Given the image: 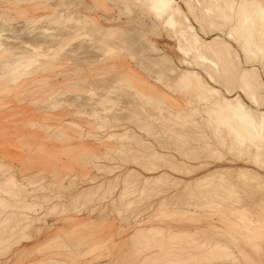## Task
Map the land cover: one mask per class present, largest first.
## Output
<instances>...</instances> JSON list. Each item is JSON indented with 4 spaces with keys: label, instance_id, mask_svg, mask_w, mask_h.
<instances>
[{
    "label": "rangeland",
    "instance_id": "rangeland-1",
    "mask_svg": "<svg viewBox=\"0 0 264 264\" xmlns=\"http://www.w3.org/2000/svg\"><path fill=\"white\" fill-rule=\"evenodd\" d=\"M175 1L185 16L179 22L182 24V28H185L186 25L192 26L200 38L208 41L216 37L223 39L227 35L232 37L228 33V28L237 24L240 16L236 19L234 10L237 9V3L240 0H218L221 4L226 1L231 2V9H229L231 21L228 16V19L224 21L226 25L221 29V32L202 30V26L205 24L202 20L205 19L204 11L205 15L208 14V8L205 7L212 0H190L191 5L194 7L192 12L188 11L185 0ZM200 2L203 3V6L200 5ZM46 4L50 5V9L42 12L34 10L35 5L26 4L19 0H0V9H6L8 15L13 13L12 16L14 18H17L23 11L27 10L34 16H41L47 13H71L72 17L83 21L87 25L86 28H81L80 26L74 28L75 23L71 24L72 22H70L68 27L63 28L62 24L66 20L58 19L59 23L43 22L37 24L36 27L39 26L38 29L28 33V35L25 33L27 29L26 25L24 26V23H22V18L10 20L8 25H0V117L4 118L5 121L9 120L12 129H17V131L13 132L14 146H10V150H12L15 157L10 156V161L5 157L8 155H1L0 158L1 161L8 162L11 165L13 159H17V161H20L18 163L26 165L24 168L1 166L0 178L13 177L21 182H27L28 188L33 190V193L28 194L23 191V187L17 188L16 186V189L11 190L12 193H10L8 190L11 187L7 185L8 188L5 189L7 190V195H5L4 189L2 193L0 192V197L3 196L4 198L0 200V230L5 228V230L7 229L10 232L6 236L5 232L0 231V236L3 238L10 236L9 241L0 242V264H10L11 253L19 252V248L15 249L18 243L20 244L25 239H32L34 233L41 235L40 233L52 229L53 221L57 224L60 218L77 216L81 213H87V222L90 225H86L83 231H76L70 238L62 240L71 239L70 245L64 242H61V244L63 243L65 246L63 250L68 251L71 259H75L79 254H84L82 258L85 264L90 262L93 254L108 251H112L111 256L101 257V260L110 259L109 264H115L114 261L118 259L116 261L118 264L119 262L120 264H130V262L133 264L134 258H132V254V257L130 256L131 260L130 258L127 260L128 257L121 259V253L114 248L115 246H112L114 229H116L118 234L119 231L124 230L126 227L127 233L125 235H132L134 238L135 233L140 232L141 228L153 223L156 224L157 229L159 228L158 230L160 228L162 230L156 231L157 235L153 234L155 232L147 233L148 237H144L147 240L146 242L143 239L138 240L139 242L135 241L138 243L137 245L144 241V244H149H147L148 246L146 245L147 247L141 248L142 246L139 245L140 250H138V247L135 248V244L134 248L137 250L133 248L134 256H136L135 254L138 251L135 259H140L144 255L142 257V263L144 262V264H147L146 256L150 253L151 255L149 256L156 255L155 253H158L159 249L163 250L164 254L166 252L167 257L165 258L168 259L169 252L167 253V251L175 244L177 246L179 244V246L175 249V246H173L172 250L185 249L189 251L188 254L184 253L181 256L185 258L187 264H193V260L190 259V253L192 254L191 258L193 256L195 259L197 258L195 260L193 257L194 264H202V262L205 264L207 262L206 259L212 260L214 257L213 260H217L214 262L215 264L218 262H220L218 264H264V236H260L262 232L260 233L258 228V226L264 228V161H261V163L263 162L262 165L260 163V160L264 159V156L261 157V155H264V147L261 149L260 155L258 154L257 160L259 164L256 166L254 160H252L254 153L251 150H241V153L240 150H235L234 141L231 143L233 138L232 136H227L225 130L218 132L215 128L205 125L203 129V123L201 124L199 121L204 122V111H200L195 118L201 125L193 127L188 120L174 119L171 113L167 111L168 106L162 105L161 109H163L160 111L158 105L155 103L150 105L137 92L145 89V85L148 83L146 81L148 80L154 83L158 89L177 98L182 105L189 98L192 100V104L189 106L202 107L193 95L172 93L171 89L167 87L168 84H171L172 88L176 86L180 88V83L174 80L175 76L167 72L165 68H169L171 64L179 66V60L182 59V55L178 53V44L179 42L187 43L184 33L171 25H166L165 29L153 27L154 24L159 22L156 15L152 12L150 0H51L50 3ZM56 4L59 5L57 6ZM209 14L215 16L213 11ZM67 20L71 19L68 18ZM11 25L15 29L16 35ZM40 27L47 28V31L43 32ZM22 28H24L23 31ZM9 29L13 30V33ZM76 30H79V32L82 30V36L72 38V35L77 32ZM149 40L156 43L165 53L169 54L171 56L170 61L160 60L161 58H158L160 56L150 50L152 48L149 46ZM231 44L234 48L232 53L234 55H236V52L240 53L239 43L231 41ZM16 56L19 57L18 60H14ZM241 58L244 63L242 55ZM106 64H111L108 70L112 72L113 78L110 79L112 83L116 82L118 79L116 76L121 74L123 72L121 70L125 67H127L125 68L126 70L133 71L145 81L127 82L131 85L127 87L116 83L114 87L109 89L108 93H100L97 96H91L86 91L72 92L90 85L92 82L90 74L92 73L94 76L102 72V69L106 70L108 67L103 68ZM239 64L234 63L230 67V71H226V74L229 73V79L233 84L237 82L235 81L237 71L241 69ZM255 65L257 64L255 63ZM258 68L264 81V74L260 67ZM194 69L202 72L198 67H194ZM160 73L162 75L161 80L155 81L153 78L158 77ZM106 77H108L107 79L111 78L108 75H104L101 79ZM216 82L219 83L213 85L222 89L223 86H221L222 82L219 76ZM140 85L142 88L139 89L138 86ZM177 88L175 89L177 90ZM51 89L70 90L71 92H68L67 96L64 95L62 103L54 107L53 104L47 103L51 98L47 101L45 100L46 94ZM234 92L238 93V89L234 90ZM261 92L264 95V91ZM242 97L248 104L246 97L244 95ZM156 107H159V110ZM98 109L99 111H97ZM262 109L264 110V106ZM93 110L97 111L95 114L97 117L94 115L95 112ZM161 116L168 117H166L167 126L160 120H158V123L161 122L162 124L159 123L158 125L156 118H161ZM93 120L101 121L104 126H95L92 123ZM182 121H184L185 125L180 124ZM92 127L98 131L97 134L92 132ZM22 130L41 131L44 135L40 137L30 135V133L23 135L20 134ZM62 132L71 136V140L67 139L68 142L62 140L59 135ZM74 132H79L80 135L77 133L75 135ZM88 134L93 136L91 137ZM111 134L116 135V139L110 141L111 147L106 150V138ZM118 135H121L120 138L122 139L128 137L131 139L120 141V138L117 139ZM132 136L137 142L132 139ZM30 138L32 141L29 140ZM91 143L95 145H90ZM119 144V147L123 149L118 150ZM78 145L93 149L101 156L99 157L100 159H93L90 162L92 154L88 152L81 153L80 157L75 160L61 155L62 149L67 151L71 147L72 157L75 155V147ZM231 145L234 146L232 147ZM249 151L251 154L248 153ZM16 152L21 153L22 156L16 154ZM148 158L151 159L149 160ZM95 162L98 164H95ZM153 162L157 163L154 165ZM42 163L47 165L44 167ZM153 166L154 168L156 167L155 170ZM236 167H247L253 170L251 172L258 176V180L254 179L255 181L252 180V182L250 178H248V180L250 179L249 181L247 178L242 179V174L240 176L238 172L231 170V168ZM182 168L185 169L183 170ZM215 168H224L227 172L229 170L230 172L227 175L231 177L227 179L225 175L226 180L224 179L225 183L223 182V184L221 183L223 179L212 180L219 183V185H214L216 183L211 182L212 186H208L211 183L207 180L208 183L205 182L207 183V188H199L201 190L204 188L205 194L203 191L198 192L199 189L197 187L196 190H193L190 184L185 185L187 182H192L191 179L193 177L206 175ZM129 169L133 170L127 173ZM161 171L167 173V178L164 175L163 179L160 178V182L157 180L159 178H155L158 183L151 181V184L154 183L153 185L139 184L138 189L135 188L136 192H133L128 187L129 185L123 182L126 178L133 183L139 179L142 181L144 177H156V174ZM226 171L222 173L221 178H224L223 175ZM123 177L125 178L123 179ZM2 182H0V186L2 184L0 188L6 186V182ZM177 183L178 186H176ZM106 184L108 185L106 186ZM188 186L192 188V190L190 189L191 192H188ZM139 188L142 191H138ZM83 189L86 190L84 191ZM206 191L209 193L207 194ZM35 197H42V199H35ZM9 202L14 203L18 207L15 209H18L17 211L19 212L25 209L23 213L30 212L28 217L31 219H25L26 221L22 219L25 222H22V220L19 222L18 219H14L16 222L12 221L14 216L23 215L18 213L15 215L16 212H13L15 209ZM25 204L27 205L24 206ZM57 204L65 205L62 209ZM39 205L41 206L39 207ZM54 206L55 208H53ZM221 211H224V214H220L219 212ZM93 215L95 216L94 218L92 217ZM25 225L31 230L28 238H25L27 233L17 229V231H13L17 226L20 229L21 227L25 228ZM179 226L192 229L189 232H185V235L183 234L185 239L182 237L180 241L175 238L180 234L169 229V227ZM10 229L12 230L10 231ZM190 233L192 234L191 238L189 236ZM187 235L191 240L187 239ZM219 242L229 248H220ZM192 244H194V248ZM215 244L219 246L217 249H215L217 247ZM153 250L154 254L152 253ZM149 251L151 252L149 253ZM222 251H224L223 254ZM146 252H148L147 255ZM161 253L156 256L161 257L163 255ZM37 254L34 252L31 256ZM50 257L52 256L48 247L45 249L42 258L33 264H44V260ZM52 258L57 261H55V264H59L61 261H58L55 257ZM176 258V260H179V257ZM144 259L146 261H143ZM161 260L154 264H162L163 260ZM180 261L181 264L185 262L184 259ZM188 261L190 262L188 263ZM210 262L208 260L206 264ZM53 263L50 262V264ZM62 263L65 262L61 261L60 264Z\"/></svg>",
    "mask_w": 264,
    "mask_h": 264
},
{
    "label": "bare ground",
    "instance_id": "bare-ground-1",
    "mask_svg": "<svg viewBox=\"0 0 264 264\" xmlns=\"http://www.w3.org/2000/svg\"><path fill=\"white\" fill-rule=\"evenodd\" d=\"M19 1L25 2L26 4H30V5H35L34 10H36V11L45 12L48 9H50V5L49 4H46V3H50L51 0H41V1H37V0H19ZM150 2L152 3L151 4L152 5V12L156 15V17L158 19V22H159L157 24H154L153 27H155V28L160 27L161 29H165L166 28V25H171V26L177 28V30L182 31V33H184V35H185V41L187 42V43L179 42V44H178V53L180 55H182V59L179 60V66L174 65V64L173 65L171 64L169 68H165V70L167 69V72H169V73H171L172 75L175 76V77L173 76L174 77V80L176 82H179L180 83V88H177V86L174 87V88H172L173 86L171 87V84H168L167 87L171 89L172 93L175 92V93H178V94H181V95H193L200 102V104H201L202 107L198 108L196 106H192V107L189 106V105L192 104V100L189 99V98H187L186 103L184 105H182L177 98L168 95L167 93H165L161 89H158V87L154 83H151L148 80L146 81V83L147 82L148 83L145 85L146 86L145 89L138 90L137 92L150 105L151 104H154V103L156 105H158L160 108L159 107H156V109L159 108L160 111L163 109V108L161 109V106L162 105L163 106L164 105L168 106V110L167 111L171 113V115L174 117V119L185 120V121L188 120V121L191 122L190 124L193 125V127H199L203 123V126L205 125L207 127L215 128L216 130H218V132L220 130H225L226 133H227V136H230V137L232 136L233 140H231V143L234 141L233 144L235 145V150H237V151L240 150V153H241V150L242 151H244V150H246V151L247 150H251L254 153V158L251 157L250 155L249 156L251 158H253L252 160H254V163L257 166V164H259V161L257 159H258V157L260 155L261 149L264 147V110L262 109V107L264 106V95L261 92V91H264V81L262 79V76L260 74V70L258 68V67H260V69L262 70V73L264 74V0H240L238 3L236 2L237 3V9H235L234 12L236 13V19L239 16L240 17L238 18L237 24L235 26H230L228 28V33H230V35L232 37H229L228 35L227 36H224L223 39H220V38L216 37V38L212 39L211 41H208L206 39L200 38L199 35L196 33V30L192 26L186 25L185 28H182V24H180L179 22H180V19L182 17H185V16L183 15V11L179 8L178 4H176V1L175 0H150ZM184 2H186L188 11L189 12H192L194 10V7L191 5V1L190 0H185ZM208 3H209V1H208ZM200 5L203 6V3L200 2ZM205 8H208V14L205 15V11H204V17H205L206 20L205 19H202V20L204 21L205 24L202 26L203 29L201 27H199V28H201L202 30H214V31H220L221 32L222 31L221 29L223 27H225V25H226L224 21H226V19H228V16H229V18L231 17L230 14H229V9H231V2L230 1L229 2L226 1L224 4H221V2L218 1V0H212V2H210L209 5H206ZM212 11L215 12V16H211V14H209ZM34 13H35V11H34ZM12 15H13V13L10 14V15H8L6 13V9H4V8L0 9V25L1 24L2 25H5V24L8 25V23L10 22V20L18 19V18L21 19L22 18L23 19V22L22 23H24V26L26 25V29H27L26 32H25V33H27L26 35H28V33L32 32L34 30L36 31V29H38V27H39V26L36 27L37 24L43 23V22L44 23L45 22H48V23L50 22V23H53V24L56 23V22L59 23V21H57L58 19H60V20L65 19L66 20V22H63V24H62L63 25V28L64 27H68L70 25V22H72L71 24H74L75 23L74 24V26H75L74 28H77L78 26H80L81 28H86L87 27L86 23H83V21H79L75 17H72L71 16V13H66V14H58V13L57 14H53V13H49L48 14L47 13V14L41 15V16H34V15H32L30 13L29 10H27V11H23V13L20 16H18L17 18L16 17L14 18ZM68 18L71 19V20L68 21L67 20ZM184 19H186V18H184ZM236 19H233V20H236ZM80 20H82V19H80ZM230 21H231V18H230ZM230 21H229V23H231ZM76 24H77V26H76ZM12 25H11V28H12ZM22 27H23V24H22ZM3 28H1V29L4 30ZM74 28H72V29H74ZM40 29H42L43 32L47 31V28L40 27ZM49 29H51V28H49ZM111 29H112V27H111ZM13 30H14V34H15L16 33L15 32V29H13ZM23 30H24V28H22V31ZM12 31L10 30L11 33H13ZM76 31L77 32H75L72 35V38L73 37L74 38H78V36H80V35L82 36V33H83L82 30L80 32H79V30H76ZM17 32H18V30H17ZM145 32H146V30H145ZM39 34H41V33H39ZM23 35L25 36V34H23ZM34 35H36V34H34ZM29 39H31V38H29ZM23 40H25V39H23ZM231 41H233V42H235L237 44L239 43L238 46L240 48V53L241 54L239 52L238 53L236 52V55H234L232 53V51L234 50V48H233V46L231 44ZM49 44H51V43H49ZM149 44H150L149 45L150 48H152L150 50L151 51L153 50V53L154 52L157 53V55L160 56L158 58H161L160 60L164 59V60L170 61L171 56L169 54L165 53V51L162 48H160L156 43L151 42L149 40ZM141 53H143V52H141ZM148 53H150V52H148ZM241 55L244 58V63L245 64L242 62ZM18 59H19V57L16 56V58L14 60H18ZM173 63H174V61H173ZM234 63H240L239 65L241 66V69L239 71H237L238 73H237L236 78H235L236 79L235 81H237V82H235V84L231 83V81L229 79L230 76L228 75L229 73L226 74V71L229 72L230 71V67L232 65H234ZM255 63L257 65H255ZM194 67L200 68L202 70V72L201 71L200 72L196 71L194 69ZM125 68H127V67H125ZM125 68H123L121 70V71H123L121 74H119L118 76H116V78H118V79L114 83H112V81L110 79H107L108 77H106L105 79L103 78V79L97 80V81L91 83L90 85L83 87V89L82 88L81 89H76V90H73L72 92H75V91H80V92L86 91L89 94H91V96L92 95L93 96H97V95H100V93H102V94L103 93H108L110 91L109 89L112 88V87H114L116 83L117 84L119 83V85L121 84V86L127 87V86H131V85H129L130 83H127V82H131L132 83V82L145 81L142 78L135 76L132 71L129 72ZM218 72L219 73H223V74L220 75ZM161 76L162 75L160 73L158 77L153 78V79L155 81H160L161 80ZM218 76H219V79L222 82L221 83V86H223L222 89L216 87V85L215 86L213 85L215 83H219V82H216L218 80ZM149 77H151V76H149ZM96 82H98V83H96ZM176 82H174V83L177 84ZM143 86H144V84H143ZM178 87H179V85H178ZM219 87H220V85H219ZM86 88H87V90H86ZM175 88H177V90ZM237 89H238V93H235L234 90H237ZM68 92H71V91L70 90L69 91H66V90H63V89H51V92L49 93L51 99L50 100L48 99L49 101L47 103L48 104H53V106L56 107V105H59L60 103H62V101H63L62 99L65 97L64 95H66ZM242 95H244L246 97V99L248 100V104H246V102L244 101ZM89 100H91V99L89 98ZM80 105H82V104H80ZM142 108H144V107H142ZM97 111H99V109ZM97 111H94L95 113L93 112L94 115L97 113ZM200 111H204V122L199 121L201 124L195 119L196 118V115L198 113H200ZM184 112H186V114H184ZM166 117L167 116H161V118H156V117L155 118H156L157 123H158V120H160L161 122H163L166 125L167 124ZM169 117H170V115H169ZM161 122H159V123H161ZM92 123H94L95 126L96 125L97 126H101V127L104 126V125L101 124V121H98V120H93ZM159 123H158V125H159ZM154 124H156V123L154 122ZM164 124H163V126H165ZM180 124H184V121H182ZM205 126L203 127V129L205 128ZM98 129H99V127H98ZM93 130H94V128H93ZM59 135H60L61 139L62 140H66V142H68L67 139H70L71 140V136H68L64 132H62ZM88 135H91V134H88ZM92 136L93 135H91V137ZM127 136H129V135H127ZM88 137H90V136H88ZM115 137H116V135L111 134L110 136H108V138H106V143H105L106 150H109L110 149V147H111L110 141L113 140V139H116ZM120 137H121V135L120 136L118 135V138L117 139H119ZM129 138L130 137L123 138V139L120 138L121 139L120 141L129 139ZM222 138L224 139V137H222ZM132 139H134L133 136H132ZM226 140H227V138H226ZM134 141L137 142L135 139H134ZM234 145H231V146L233 147ZM119 146H120V144L117 147L118 150L123 149V148H121ZM124 147H126V146H124ZM75 148H76V152H75V155H73L72 157H71V147L69 149H67V151L65 149H62L61 155L62 156H65V157H69L70 159L73 158L75 160V159H77V158L80 157V154L81 153L88 152V153H91L92 154V156H91L92 160L90 162H92L93 159L96 160L99 157H101L93 149H91V148H89L87 146L78 145ZM72 149H74V148H72ZM156 153H154V154H156ZM248 153H250V151ZM241 155H243V154H241ZM252 156H253V154H252ZM262 156H264V155H261V157ZM165 157H167V156L165 155ZM138 158H140V157H138ZM104 159H105V157H104ZM247 159H248V157H247ZM86 161H88V160H86ZM261 161H264V159L260 160V163H261ZM170 162H171V160H170ZM96 163L97 162H95V164ZM156 163H154V165ZM262 163H261V165H262ZM92 164H94V163H92ZM4 165H6V166H8L10 168L13 167L8 162L1 161V159H0V167L1 166H4ZM158 165H160V164L158 163ZM183 167H185V166L183 165ZM13 168H15V167H13ZM155 168L153 166V169L154 170H155ZM168 168H169V166H168ZM228 169H230V168H228ZM132 170L133 169H129L127 171V173H129ZM231 170H234V172L235 171L238 172V174L240 176L243 175L242 176V179L243 178H245V179L247 178V180H248V178H250L251 179V180L249 179L250 181H252V180L255 181L256 179L258 180V176L254 175L255 173L253 174L251 172L253 170H251V169H249L247 167H236V168H231ZM173 171H174V169H173ZM189 171H190V169H189ZM224 171H226L224 168H215L213 171H210V173H208V174L205 173L206 175H202V176H199V177H193V179H191L192 182H187L185 185H189L190 184L191 187L193 188V190H196L197 188L199 189L200 187H206L207 188V186H206V184L208 183L207 180H209L210 183H211V182H214L212 180H216L217 178H219L221 180L222 179L224 180L226 178V176H227V179H228L229 175H227V173L230 172L229 170H228V172L226 171V173L223 175L224 178H221L222 177V173ZM164 175L167 178V173L165 171H161V172H159V173L156 174V177H152V176L151 177H144V179L142 181L139 179L136 182L135 181L134 182L132 181L133 183L129 182L130 180H127V178H126V180H123L126 177V175H125V177H123L122 180H123V182H126L127 185H129L128 187L131 188L133 190V192H136L137 190L135 191V188L138 189V186H140L139 184L144 183L143 185H146V184L153 185L154 183L151 184V181H153V182L155 181L156 183H158V182H160V178L161 179L164 178L163 177ZM239 175H237V176L240 177ZM233 176H234V174H233ZM127 177H128V175H127ZM139 177L141 178L140 175H139ZM69 178H71V177H69ZM155 178H159V179H157L158 182L156 181ZM151 179H154V180H151ZM223 180H222V182L220 181L222 184H223V182L225 183V180L226 179L224 181ZM2 181L6 182V186L8 185V186L11 187L8 190L10 193H12L13 189H16V186H17V188H20V187L22 188L23 187V191L26 192V193H28V194L29 193L30 194L33 193V190L31 188H28V186L26 184L27 182L26 183L21 182L19 180H16L13 177L0 178V182H2ZM205 182H207V183H205ZM214 183H216V181ZM2 184H3V182H2ZM2 184H1V186H2ZM110 184L112 185V183H110ZM160 184H162V183H160ZM217 184L219 185L218 182L216 184H214V185H217ZM100 185H101V183H100ZM107 185L108 184H106V186ZM6 186H4L3 188H0V192L1 193H2L3 189L5 190V189L8 188V186L7 187ZM92 186H94V185H92ZM101 186H103V185H101ZM101 186H99V187L101 188ZM176 186H178V183H177ZM208 186H212V183H211V185H208ZM143 187H142V189L144 190ZM147 187H149V186H147ZM86 188H88V187H86ZM103 188H107V187H103ZM110 188H109V190H110ZM188 188H189V186H188ZM192 188L187 189V190H189L188 192H191L190 189L192 190ZM203 189L202 190L199 189L198 192L199 191H203ZM83 190L85 191L86 189H83ZM6 191L7 190H5V192H4L5 195H7L6 194L7 193ZM138 191H142V190L139 188ZM9 192H8V194H9ZM185 192H186V190H185ZM203 192L205 194V191H203ZM206 193H207V191H206ZM30 196H28V197H30ZM193 196H194V194H193ZM225 196H227V195H225ZM32 197H34V196H32ZM2 199H4L3 196L0 197V200H2ZM35 199H36V197H35ZM4 201H3V206H4ZM35 202H37V201H35ZM209 203H210V201H209ZM5 205H6V202H5ZM10 205L12 207H14V209L15 208H18L14 203H10ZM26 205L27 204H25L24 206H26ZM36 205H38V204H36ZM57 205L62 208V207H64L65 204H57ZM40 206L41 205H39V207ZM27 208H28V206H27ZM31 208H33V207H31ZM34 208L36 209L35 206H34ZM53 208H55V206ZM21 209H22V207H21ZM17 210L16 209L13 210V212L14 211L16 212V213L14 212L15 215L18 213V214H21L23 216H19L21 218H19L18 216L17 217L14 216V218H13L12 221H14V219L15 220L18 219L19 222H21L22 219L29 220L28 219V218H30V217H28V215L30 213L29 211H28L29 213H27V212L26 213H23V211H25L26 209L23 210L22 212L21 211L19 212ZM233 210H234V208H233ZM33 211H34V209H33ZM63 211H65V210H63ZM58 213H59V211H58ZM219 213L220 214H222V213L224 214V211L223 212L221 211ZM24 220H22V222ZM194 221L197 223L196 220H194ZM14 222H16V221H14ZM208 224H210V223H208ZM26 225L24 226L25 228L21 227L19 231H21L23 233L26 232L27 229H29V228H27ZM29 226H30V224H29ZM156 227L157 226L154 223L153 224H150L149 226H147L145 228H141L142 229L141 231H140L139 228L136 227L140 232H137L138 231L137 230L136 232L138 234L137 233H135V235L133 234L134 235V238H133L132 235H130V236H127V234L125 235V233H127V228L126 227L124 228V230L122 229L121 231H119L118 234H117V237L115 239L114 246L121 253V259L128 257L127 260H129V258L131 260L132 258H134L133 264H140V263H142V257H144V255L140 259L139 258L138 259H135L136 256H137V254H138V251H137V254H135L136 256H134V249L138 247V250H140L139 249L140 248L139 245L142 246L141 248L147 247L149 244L148 243L144 244L147 241V240L144 239V237H146V238L148 237L147 236V233L155 232V233H153L155 235L156 234V231L158 232V231H161L162 230L161 228H160V230H158L159 228L157 229ZM258 228H259L260 233L262 232V235H260V236H264V228L262 226H258ZM169 229L172 230L173 232H176V233L180 234L179 235L180 237L178 236V234H177L178 237H175L176 239L178 238L179 241H180V239L182 237H184V239H185V236H184L185 235L184 234L185 232H189V230H192V229H188L186 227H181V226H179V227H169ZM163 230H166V229H163ZM28 235H29V230L27 231V235H26L27 238H28ZM136 235H137V237H135ZM189 236L191 238L192 234L190 233ZM189 236L187 237V239H190ZM193 236H194V234H193ZM156 238H159V237H156ZM141 239L145 240V242L144 241L143 242L141 241L142 243L139 244V245H137L138 243L135 242V241H138V240H141ZM164 239H165V237H164ZM173 240H174V238H173ZM25 241H27V239H25ZM165 241H166V239H165ZM194 241H196V240H194ZM216 242H218V241H216ZM221 242H222V240H221ZM221 242H219L220 243V246H221L220 248H223L224 247V249H225L226 247L223 246V244H221ZM168 243H169V241H168ZM135 244H136V247H135ZM142 244H144L145 246L142 245ZM18 245H19V243H18ZM192 245H193V248H194V244H192ZM173 246H175L174 247V249H175L176 247L179 246V244H178V246L176 244L173 245ZM216 246L217 247L215 249H217L219 247L218 245H216ZM171 248H169V250ZM228 248H226V249H228ZM152 249H154V248H152ZM174 249L173 250L171 249L172 251L171 250L170 251L169 250L168 251L165 250V251H167V253L169 252L168 255L170 257L168 256V259L165 258V257H167L166 252L164 254L163 250H161V249H159V252L158 253L163 252V253H161V254H163L162 255L163 257L162 256L161 257L156 256L158 253H155L154 250L152 251V253L153 254L155 253L156 255H153L152 254L153 256H149V255H151V253H150L151 251H149L150 254L148 256H146V258H145L147 260V264H154L157 261H160L162 258H163L162 259L163 260V263L162 264H181V261L180 260H183V259L185 261L184 264L185 263L187 264V261L185 260V258H183L181 256H183L184 253H187L188 254L189 251H186L185 249L184 250H175L174 251ZM135 250H137V249H135ZM160 250H161V252H160ZM141 251H139V252H141ZM147 251H148V249H147ZM143 252H142V254H143ZM223 252L224 251H222V254H223ZM147 253L148 252H146V255H147ZM131 254L133 255V257H132ZM193 254H196V253H193ZM190 255L192 256L191 253H190ZM231 255H233V254H231ZM191 256H190V259L193 260L192 262L194 264L195 257L193 256L194 257V259H193V257L191 258ZM176 257H179L178 258L179 260H176L177 259ZM180 257H181V259H180ZM196 257H198V256H196ZM158 258H160V260H158ZM169 258H172V259H169ZM208 258H209V256H208ZM121 259H119V260H121ZM145 259L143 261H146ZM213 259L212 260L211 259H208L209 262L211 261L210 262L211 264H215L214 262L217 261V260L214 261ZM46 260H47V263H46ZM109 260L110 259H105V261H99V262L98 261H92V262H89L88 264H109L110 263ZM117 260H115V261L113 260L115 262V264H118L116 262ZM124 260H126V259H124ZM208 260L206 259L207 262H208ZM42 261H43V259H42ZM44 261H45L46 264H50V262H54L53 264H55L57 262L56 260H55L56 261L55 262L52 257L47 258ZM219 261H221V260H219ZM189 262L190 261H188V263ZM60 263H61V261H60ZM218 263H220V262H218ZM28 264H33V263H28ZM62 264H66V263H62ZM119 264H120V262H119ZM130 264H132V263L130 262ZM142 264H144V262ZM202 264H204V263L202 262Z\"/></svg>",
    "mask_w": 264,
    "mask_h": 264
},
{
    "label": "crops",
    "instance_id": "crops-1",
    "mask_svg": "<svg viewBox=\"0 0 264 264\" xmlns=\"http://www.w3.org/2000/svg\"><path fill=\"white\" fill-rule=\"evenodd\" d=\"M110 65L106 64L103 68H105V67H108V68L106 70L102 69V72H100L97 75L93 76L91 73L90 74V80L92 82H95L97 80H100L104 75H108L109 77H111L109 79H112L113 78L112 72H110L108 70V69H110V67H109ZM129 72H131V70H129ZM133 74L138 77V75L135 74L134 72H133ZM136 87H137V85H136ZM138 88L140 89L142 87L138 86ZM50 92H51V90L49 91V93ZM49 93L46 94V99H45L46 101L50 98ZM28 125H30V124H28ZM14 131H17V129H12L11 122L9 120L5 121L4 118L0 117V156L1 155H4V156L8 155V156H5L8 161L11 160L9 158L10 156H14L12 153V150H10V146L14 144V140H13V137H14L13 132ZM92 132H94L95 134L98 133V131H96V130H92ZM26 133H30V135H36L38 137L44 135V133H42L41 131H35V130H31V131L22 130V133H20V134L25 135ZM74 133H75V135H76V133L80 135L79 132H74ZM29 140L32 141L31 138ZM93 144L94 143H91L90 145H93ZM16 154H19L20 156H22L21 153L16 152ZM20 158H23V157H20ZM18 162H20V161H17V159H13V161L11 162L12 166L13 167H20V168L26 167V165H24L23 163H18ZM42 165L45 167L47 164L42 163ZM59 167H61V166H59ZM90 172L93 173L92 170H90ZM24 183H26V182H24ZM36 199L41 200L42 197H40V198L36 197ZM9 204H10V202H9ZM87 216H88L87 213H81L77 216L74 215V216H69L66 218H60L57 224L55 221H53L52 229H49V230L44 231L43 233H40L41 235H36L34 233L32 239L27 240V241H23L19 245L16 246L15 249L19 248L20 253L19 252L18 253L17 252L11 253V255H10L11 261H9L10 264H27V263L38 262L42 258L45 249L48 247L50 248L51 256L57 258L58 261H60V260L64 261L66 264H85L84 259L82 258L84 256V254H79L78 257H76L75 259H71V256L68 254V251L63 250V248L65 246L63 245V243L61 244V242H64V243L70 245L71 239L65 240V241H62V240L70 238L71 235L73 233H75L76 231H83L85 229L86 225H90V223L87 222L88 221ZM92 217L94 218L95 216L93 215ZM10 218H12V217H10ZM116 226H118V225H116ZM18 227L19 226H17L15 228V230H13V231H17V230L19 231L20 229H18ZM11 230L12 229H10V231ZM28 230H29V232H31L30 229H27V231ZM0 231L5 232L6 236H8V233H10L7 229L5 230V228H4V230H0ZM27 231L24 233H27ZM113 235H114V237L112 238V246L114 247V242H115V239L117 236L116 229H114ZM1 237L2 236H0V242L10 240V236L7 238H5V237L1 238ZM25 238H26V236H25ZM34 252H35V254H37V253L38 254L31 256V254ZM111 252L112 251H108L105 253L103 252L100 254H93L90 262H92V261H98V262L103 261V260H101V257H109V256H111ZM24 257L28 258V259H25Z\"/></svg>",
    "mask_w": 264,
    "mask_h": 264
}]
</instances>
